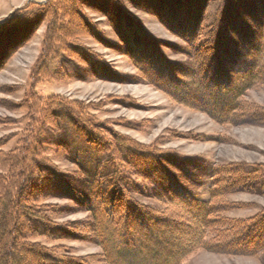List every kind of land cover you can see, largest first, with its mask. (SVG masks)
I'll return each instance as SVG.
<instances>
[{
	"label": "rangeland",
	"instance_id": "374dc122",
	"mask_svg": "<svg viewBox=\"0 0 264 264\" xmlns=\"http://www.w3.org/2000/svg\"><path fill=\"white\" fill-rule=\"evenodd\" d=\"M46 1L0 0V25L16 11L18 21L30 19L41 10L38 4ZM123 9L137 26L136 34L128 32V44L115 35L106 18L80 6L79 14L83 21L92 24L95 38L80 30L83 24L76 16L70 25L64 19L53 24L57 38L68 28L70 34L78 32L70 40L64 36L60 44L50 41L53 48L45 45L48 18L34 29L20 28L0 38V60L4 58L0 68V152L21 154L26 145L33 143L38 158L47 159L62 174L76 178L82 171L83 178L75 182L79 187L91 181L96 168L101 170L99 177L109 180L113 169L108 155L88 144L65 116V110L58 108L78 107L99 127L104 125L135 145L176 157L182 186L194 198L208 201L214 168L231 163L264 164V127L251 125L239 114L222 122L213 120L202 103L212 91L207 85L211 73L207 62L215 51H208L207 45L199 50L186 46L154 16L133 10L127 4ZM237 15L238 11L231 8L230 16L216 30L223 35L219 60L227 73L264 66V53L261 59L249 58L248 37L237 36V30L241 31L246 24ZM197 42L201 40L195 41V45ZM197 85H202L199 91ZM241 100L264 109V82H255ZM51 101L56 103L53 107L59 117L55 121L42 114ZM32 154L29 156L33 159ZM72 159L77 160V165ZM1 161L0 157L2 170ZM117 166L121 169L119 163ZM124 171L128 179L143 189L144 196H133L135 204L167 211L151 181L127 165ZM43 189L57 193L62 190L56 179L45 182ZM44 203L74 207L60 198H49ZM218 204L226 209L221 217L232 222L253 218L264 211V194L227 195ZM88 219L87 213L77 211L55 221L86 235L84 224H88ZM47 246L60 247L86 264H98L95 258L100 249L92 242L65 240ZM182 264H264V254L248 257L197 250Z\"/></svg>",
	"mask_w": 264,
	"mask_h": 264
},
{
	"label": "trees",
	"instance_id": "16d2710c",
	"mask_svg": "<svg viewBox=\"0 0 264 264\" xmlns=\"http://www.w3.org/2000/svg\"><path fill=\"white\" fill-rule=\"evenodd\" d=\"M125 4L157 18L186 46L199 50L207 45L208 51H215L207 62L211 65L207 85L213 92L202 103L213 120L222 122L239 114L240 119L247 118L251 125L264 127V109L241 100L255 82H264V66L255 65L246 72L227 73L219 60L223 35L216 31L230 16L231 8H235L238 20L244 19L246 23L241 31L237 30V36L248 37L249 58L261 59L264 53V0H47L38 4L41 10L31 15L30 21H18L15 19L17 11L13 13L0 25V38L20 28L34 29L48 18L45 45L50 47V41L60 44L64 36L68 40L76 36L78 32L70 34L68 28L57 38L53 29V24L61 19L70 25L75 16L83 24L80 30L95 38L92 24L83 21L79 14L80 6L106 18L115 35L128 44V32L136 34L137 26L124 11ZM197 40L201 42L195 45ZM1 58L0 68L4 63ZM197 86L199 91L202 85ZM49 103L46 112L41 113L55 121L59 119L53 107L56 103ZM58 108L65 110V116L88 144L108 155L113 175L104 180L99 177L101 170L96 168L91 181L79 187L75 182L83 178L82 171L76 178L62 174L47 159L38 158L36 151L33 152V143L26 145L21 154L0 152L3 159L0 169V264H86L60 247L47 246L65 240L94 243L100 249V255L95 258L98 264H182L197 250L248 257L264 254V211L253 218L232 222L221 217V212L226 209L218 204L227 195L264 194V164L231 163L214 168L209 200L200 201L182 186L177 176L181 170L173 155L135 145L108 127H99L85 117L82 108ZM31 153L33 159L29 156ZM71 162L77 165L76 159ZM117 163L121 169L117 168ZM124 165L136 169L140 176L157 187L167 211L135 204L133 196H144V192L128 179ZM52 179L58 181L61 192L43 189L44 183ZM110 190L112 196L108 198ZM49 198L70 201L74 207L47 205L44 202ZM77 211L88 214V224H84L88 231L86 235L55 221Z\"/></svg>",
	"mask_w": 264,
	"mask_h": 264
}]
</instances>
